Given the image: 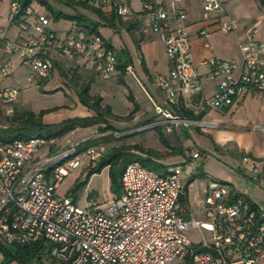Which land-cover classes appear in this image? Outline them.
Instances as JSON below:
<instances>
[{
  "label": "built area",
  "instance_id": "1",
  "mask_svg": "<svg viewBox=\"0 0 264 264\" xmlns=\"http://www.w3.org/2000/svg\"><path fill=\"white\" fill-rule=\"evenodd\" d=\"M39 1V0H38ZM97 9L152 30L166 47L170 71L157 72L154 81L165 94V117L154 122L167 131L183 120L173 112L182 91L191 89L197 107H227L249 91L264 89V41L249 26L241 44L243 62L236 58L212 56L202 59L211 68L207 77L216 80L215 93L203 95L200 74L193 62L191 32L187 26H173L176 15L187 14L173 0L172 11L166 0H77ZM203 16L214 19L223 14L222 0H202ZM8 19L31 28L30 36L4 39L0 14V42L11 56L19 54L27 67L28 82L51 76L55 58L86 55L103 78L117 69L118 49L109 46L102 35L92 33L76 22L64 38L51 28L49 11H41L33 0H9ZM29 20V21H27ZM221 29H234L236 19L220 20ZM199 34L211 31L201 28ZM15 63L7 58L0 66V104L14 113L21 93L18 86H3L13 73ZM241 70V71H239ZM178 85V86H177ZM65 137L34 134L0 141V241L4 244L30 245L42 242L52 259L60 264H261L264 256V209L255 208L245 195L226 181L212 179L201 202L202 216L186 218L180 212L182 176L186 163L170 166L164 172L146 166L140 159L126 164L120 178L121 193L114 197L108 211L79 206L70 195H62L59 185L82 165L98 163L108 149L103 142L81 148ZM58 146L44 159L35 158L43 147ZM199 156L198 152L193 153ZM39 161L40 169L29 175V164ZM243 162L254 171L260 161L251 156ZM199 228L203 238L192 240L186 231ZM210 232L207 238L203 232Z\"/></svg>",
  "mask_w": 264,
  "mask_h": 264
},
{
  "label": "crops",
  "instance_id": "2",
  "mask_svg": "<svg viewBox=\"0 0 264 264\" xmlns=\"http://www.w3.org/2000/svg\"><path fill=\"white\" fill-rule=\"evenodd\" d=\"M222 1L224 12L214 19L204 18L202 0H179L176 3V5L186 12L187 16L185 20L187 24H193L190 27L193 62L200 74L203 95L207 97L215 93L218 82L207 77L208 72L206 71L209 70V65H198L202 59L212 56H220L223 58L232 57L238 59L240 64H242L243 53H241V44L247 39L246 30L249 26H256L257 38L264 41V5L261 0ZM9 7V0H0L1 23L4 31L16 24L19 33L16 38L30 36L32 32L31 28H25L24 25L17 22L13 23L8 19ZM229 17L236 19L237 26L229 32H226L221 29L219 21L227 20ZM177 19H182V17L176 15L174 21ZM124 22H118L119 24L114 28L115 32L118 30L121 31L124 26H127V29L134 32L133 39L140 49V52L138 51L139 56H136L138 52L135 53L132 51L130 40L127 43L125 42V45L118 46L114 44L111 38L106 37L102 33L111 44L117 47L119 52L123 49L128 51L127 56L124 53L119 56V65H117L115 73L110 78H102L92 60L86 55L75 56V64L71 67L77 70L76 74L80 81H92V94L101 95L103 102L111 105L112 113L119 117V119L117 118V120L112 122L114 126L134 129L138 128V126L134 125L138 122L146 123L148 120H152L151 122L154 123L162 119V117H165L162 112L163 108H166L165 94L156 85L154 74L160 71L169 72L170 62L166 53L165 44L157 34L154 33V37L152 36L148 39V30H143L140 27L141 33L136 31V27L140 25L138 22L133 20H124ZM131 23H133L132 26ZM204 27H207L211 31L209 36L199 34L201 28ZM13 57L2 49L0 66L7 58H12L13 60ZM59 59L58 57L55 58V65L57 64L56 60ZM90 62L93 65H90ZM122 69H124L123 72ZM51 76L41 80L44 86H48L47 89L49 91L57 88L55 79H51ZM122 76L124 82L120 80ZM103 79L110 81V89L102 85ZM10 80L14 81L13 78ZM23 80L24 77L18 78V80L16 79L19 87L26 90L30 89L28 85L23 86ZM35 84L34 90L37 93H32L31 96L25 97V102L23 101L24 99H18L16 104L20 102L21 105H35L39 110L56 108L44 116L46 123L61 122L63 119L74 118L76 115L87 117L94 113L91 108H88L80 102L79 96L70 92V88L66 90L64 84H62L61 88L52 92L54 95L48 100L47 104H43L41 102L43 101L41 98L43 96L39 92L40 84ZM4 85L7 84L3 82ZM181 95L184 98L185 105L189 109L192 108L196 113H205L201 118H187L177 113L176 115L182 117L183 120L173 125L172 131H167V127L162 124L160 128L169 136L168 140L173 148L177 150L178 147H181L183 153L171 151L173 148L161 142L159 138L155 147L142 144L146 148H154L159 153L158 157L151 156V160L156 161L166 171L170 166L179 163L180 160L177 161V157L180 154L183 155L182 161L184 163L185 161L191 162L192 155L189 152L191 153L192 148L197 150L199 156L202 154H212L215 158V170L210 169V175L206 178L207 183L211 179L229 182L233 186L234 191L247 196L250 200L257 203L260 208L264 209V89L261 91L247 92L231 106H208L204 107V109L196 108L198 99L195 95L191 94L190 87L182 91ZM115 102L116 107L114 105ZM131 114H133L131 120L124 121L127 119L124 117ZM84 129L85 127L78 126L65 135L64 142L68 138L76 142L77 136L79 137V134L82 132H85V135H82L77 142L80 143V141L87 140L91 135L89 131ZM153 130L154 132H158L157 128ZM122 131L126 130L124 129ZM189 138L194 140L193 146H189L186 143L187 141L185 140ZM134 139L135 137H130L127 140H122L120 143L132 145L139 143ZM135 152L147 158L146 153L138 150H135ZM246 155H251L260 161V168L257 171H254L252 167H249V165L243 162V157ZM184 193H186L184 198L187 200V208L191 214L189 217L197 216L191 208V201L188 198L186 185H184L182 195ZM203 196H200V202H202ZM200 212H202L201 209ZM46 260L49 261V259ZM11 264L20 263L13 261ZM261 264H264V256L261 259Z\"/></svg>",
  "mask_w": 264,
  "mask_h": 264
},
{
  "label": "rangeland",
  "instance_id": "3",
  "mask_svg": "<svg viewBox=\"0 0 264 264\" xmlns=\"http://www.w3.org/2000/svg\"><path fill=\"white\" fill-rule=\"evenodd\" d=\"M48 2H43L41 3L38 0H33V2L35 4H38V8L41 11H49L50 12V6H52L55 9H59L62 8L63 10L67 11V12H75V8H71L69 6H66L62 3H59L58 1L55 0H47ZM167 2V8L169 13H171V19L172 17H174V13L172 11L173 8V0H166ZM78 10H81L82 12H84L85 14L92 16L95 20H98L101 22L100 24V30L101 32L108 38H111L114 42V44H117L118 46H123L125 45V42H129L131 43V48L132 51H134L135 53L138 52L140 49L137 45V43L134 42L133 39V35L134 32H132L130 29H127V26H124V28L121 31H117L115 32V29L112 26L106 25L104 23V20L102 18H100V16L97 15L96 12H94L93 10H90L88 8H84L82 6H78L77 7ZM203 10V9H202ZM50 18H51V28H53L54 30H56L58 32V35L61 38H64L68 31L67 29L70 27V25H72V21L61 16V18L57 19L54 17V14L50 12ZM182 18V19H177L176 21H174L172 23L173 26H185L187 24L186 20ZM193 24H187L186 26L190 27ZM141 26L138 25L136 27V31H138L139 33H141ZM2 37L4 39H16V37L18 36V26L12 25L10 29H6L5 31H3L2 33ZM154 35V32L152 30H148L147 32V36L148 39H150V37H152ZM154 37V36H153ZM1 43V42H0ZM138 48V49H137ZM2 45L0 44V54L2 52ZM140 52V51H139ZM139 52L136 56H139ZM141 56V54H140ZM15 57V58H14ZM13 57V62L15 63V66L13 68V73L6 78V80L4 81L5 84H7L8 86H16L18 87L19 84L17 83L16 79L18 80V78H23L24 77V82H23V86H27L30 87V89L26 90V89H21V93L18 97V99L23 100L25 102V97L31 96L32 93H37L34 90V86L36 85V82H28L25 78V73L27 72V67L24 64V62H22V58L19 54L15 55ZM75 57H60L59 60H56L57 64L54 65L55 69L54 72L51 74V79H55V84L57 85V88L54 90H57L58 88L62 87V84L65 85V89L69 90L70 88V92L72 94H76L77 96H79L78 90L80 89L81 84L77 83L76 80L72 79L73 76V70L75 68H72L71 66H74L75 64ZM90 65L91 64L90 62ZM211 68H209L208 71L209 72ZM203 73H205V71H203ZM13 75V76H12ZM11 78L14 79L10 80ZM13 84V85H12ZM69 85V86H68ZM102 85L104 87H107V89H110V81L108 80H104L102 82ZM47 85L44 86L43 88L40 87V93L43 97H41L43 99V101H41L43 104H47L48 100L50 98H52V96L54 95L52 92L55 91H49L47 89ZM80 100V98H79ZM81 102V101H80ZM120 105H122L121 102H119ZM115 107L116 102H115ZM56 108H47V109H41L39 110V108L35 105H21L20 102H17V104L15 103V111L14 113H10L8 114L6 112V110L4 109L3 105H0V129L3 128L5 129L6 127H20V125L23 124V120L19 119V120H15L13 117L16 116V113H24V112H28V111H34L35 113H40L43 110H46V112L43 114L42 118L45 120L44 116L49 112L52 111ZM76 117H84V116H78L76 115ZM74 117V118H76ZM126 118V117H124ZM68 119V118H67ZM131 120V118H127L124 121L127 120ZM64 120V119H63ZM114 120H117V118H114L113 116H110V121L111 123L114 122ZM56 121V120H54ZM123 121V120H122ZM152 121V120H151ZM148 120V122L146 123H142V122H138L136 124H134L135 126H138V128H119V127H114V132L111 135V139L110 141H106L104 142V144H107L108 146V150L106 152H111L112 151V147L113 146H120V142L122 140H127V138L130 137H135L134 140H137V142L144 144L145 146H154L157 145V140L160 138L159 133L158 132H154V125L153 122H151ZM57 124L62 123L61 122H54ZM91 128H87L85 127L84 130L89 131L91 137L94 136H99L101 135V131L97 130V125H91L88 126ZM126 130V131H122V130ZM123 133H122V132ZM158 131V130H157ZM5 135H8V132L3 133ZM167 134V133H166ZM82 135H85V132H82L81 134H79V137L77 136L76 142L78 139H80L82 137ZM65 137V135H64ZM90 137V138H91ZM169 139V136H167ZM67 138V137H66ZM74 138V137H73ZM75 139V138H74ZM161 141V139H160ZM185 141H187L186 143L189 146H193L194 145V140L192 138L186 139ZM72 143H76L75 141H73V139H71ZM84 141H80V144H83ZM162 142V141H161ZM125 145H129V144H125ZM58 151V146L54 145V147H50V146H43L41 148H39L36 152H35V158L37 159H44L46 158L50 153H55ZM197 151L194 150L192 148L191 153L189 152L190 155H192V160L191 162L189 161H185L186 165L183 167L184 172H183V176H182V183L184 185H187L189 180L191 179V181L189 182V188H188V198H190L191 201V208L194 210V212L196 213L197 216L201 217V213L200 212V196H203L205 193V189L208 186L207 180L206 178L208 177V175H210V169L211 170H215L214 168V163H215V158L212 154H202L200 156H194L193 153ZM124 157H126V155H123ZM183 155H178L177 157V161H179V163L184 164V162L182 161V157ZM144 163L146 166L148 167H152L155 170H158L160 172H164L165 169L162 168L161 165H159L156 161H153L151 159H144ZM93 164L96 163H92L90 165H82L79 166L77 169H75L70 175H68L64 181L61 182V184L59 185L58 189L60 194L62 195H70L73 198H76V201L78 202L79 206L83 207V208H88V209H102L103 211L107 212L108 211V206L109 204L112 202L111 200L120 195L121 193V186L119 185V179H120V174L118 175V184H114L112 185V176H111V172H110V165H107L106 167L102 168L100 171H95L93 172V174L86 179V177L89 174V171L91 169V166ZM31 168V170L29 171V175H34L36 173L37 170L40 169L41 163L39 161H35V163H30L29 164ZM115 170V167H114ZM119 172V171H118ZM120 173V172H119ZM86 179V181L84 183H82V185L79 187V191L77 193H75L74 191V186L75 184L80 181V180H84ZM212 180V179H211ZM233 187V186H232ZM186 196V193L183 194V197ZM1 208V206H0ZM205 236L207 238L210 237V232L207 230H203ZM186 233L188 234V236L194 240L195 242H200L201 239L203 238L202 232L199 228L195 227V228H191L188 229L186 231ZM49 261H47V264H52V258H48ZM57 261V260H56ZM58 262V261H57ZM45 263V264H46ZM56 263V262H55ZM36 264H41V263H36Z\"/></svg>",
  "mask_w": 264,
  "mask_h": 264
},
{
  "label": "trees",
  "instance_id": "4",
  "mask_svg": "<svg viewBox=\"0 0 264 264\" xmlns=\"http://www.w3.org/2000/svg\"><path fill=\"white\" fill-rule=\"evenodd\" d=\"M31 0H21V3L23 6L29 5V2ZM41 3L48 2L47 0H39ZM59 3H62L66 6L75 8V12H67L63 10L62 8L55 9L52 6H50V12L54 14V17L59 19L61 16L76 22L82 27H85L92 33H97L99 35H102L105 37L101 30H99L101 22L98 20H95L92 16H89L82 12L81 10H78V6H82L85 9L88 8L90 10H93L97 13L100 18L104 20V23L106 25L112 26L115 28L117 24L119 23H125L123 19L117 17L113 14H107L102 9H97L94 6L90 5L88 2L84 1H77V0H55ZM262 4L264 5V0H261ZM29 21V20H27ZM119 22V23H118ZM19 23V22H17ZM20 24V23H19ZM133 23H131V26ZM25 37V36H23ZM106 39V38H105ZM108 40V39H107ZM109 46L113 45L109 41ZM126 54L128 51L126 49H123L121 52L118 51V58L121 54ZM78 56V55H74ZM73 57V58H74ZM120 59V58H119ZM55 60V59H54ZM119 65V61L118 64ZM124 69H122V72ZM77 70L73 71L72 79L76 80L77 83H80V89L78 90L80 101L86 105L88 108H91L94 113L91 116L87 117H76V118H68L62 120V123H46L44 119L42 118L43 114L46 112V110L41 111L40 113H35L34 111H28L24 113H16L13 118L15 120L22 119L23 124L20 125V127H6L5 129H0V141H6L9 139H15L20 137H30L34 134L44 135L46 137L49 136H58L63 137L64 135L68 134L69 132L76 129L78 126L81 127H88L91 125H97V130L101 131V135L94 136L91 138H88L83 142V144H79L81 148L91 146L94 143L99 142H106L110 141L111 135L114 132V125L110 121V116H113L114 118H118V116L114 115L112 113V107L109 103H104L103 98L99 94H92L91 93V80L89 81H80L78 75L76 74ZM121 81L124 82L123 76L120 78ZM40 84V87L43 88V83L38 82ZM50 91H56V90H50ZM194 95V94H192ZM179 103L173 107V112L175 114H180L182 116H186L187 118H201L205 112H199L196 113L192 108H188L185 105L184 98L182 95H180ZM198 99V98H197ZM133 114L126 116V118H131ZM161 125H155L154 127L157 128L159 132V137L162 142H164L167 146L173 148L170 141L168 140L167 134L160 128ZM8 132V135H5L3 133ZM115 133V132H114ZM111 152H106V154L101 157L102 159L91 166V169L89 171L88 176L86 179H88L93 172L100 171L102 168L106 167L107 165H110V172L112 176V185L118 184V175L120 174V178L122 176V171L127 163L130 161H133L135 159H140L144 163V159H151V156H159V153L152 147L146 148L142 144L135 143L134 145L129 144H120V146H113ZM108 150V149H107ZM135 150H138L140 152L146 153L147 158L141 156ZM171 151L173 152H181L183 153V150L181 147H178L176 150L173 148ZM123 155H126L124 157ZM145 164V163H144ZM115 167V170H114ZM120 173H119V172ZM80 180L78 181L74 186V191L77 193L79 191V187L86 181ZM191 180H189L190 182ZM186 185V189L188 190L189 183ZM120 183V179H119ZM120 185V184H119ZM183 193V192H182ZM180 195V212L186 217L189 218L191 215L188 211V206L186 203V199L183 197V195ZM247 197V196H246ZM76 201V198H74ZM247 200L252 203L255 208H259L258 204L254 201L250 200L247 197ZM47 247L42 242L30 244V245H18V244H4L2 241H0V264H11V262L16 261L20 264H36L41 263L45 264L47 261L46 259L50 258L51 256L48 253ZM52 258V257H51ZM58 263L55 259H52V264ZM47 264V263H46ZM60 264V263H58Z\"/></svg>",
  "mask_w": 264,
  "mask_h": 264
}]
</instances>
